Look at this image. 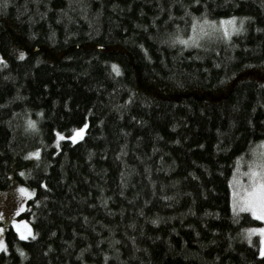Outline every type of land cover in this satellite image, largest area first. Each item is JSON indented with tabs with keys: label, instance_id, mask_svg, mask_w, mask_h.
<instances>
[{
	"label": "trees",
	"instance_id": "trees-1",
	"mask_svg": "<svg viewBox=\"0 0 264 264\" xmlns=\"http://www.w3.org/2000/svg\"><path fill=\"white\" fill-rule=\"evenodd\" d=\"M263 143L264 0H0V264H264Z\"/></svg>",
	"mask_w": 264,
	"mask_h": 264
},
{
	"label": "rangeland",
	"instance_id": "rangeland-1",
	"mask_svg": "<svg viewBox=\"0 0 264 264\" xmlns=\"http://www.w3.org/2000/svg\"><path fill=\"white\" fill-rule=\"evenodd\" d=\"M84 133L85 128L66 138L77 141ZM250 155L248 167L234 178L233 195L235 204L240 209L249 211L263 223L261 226L253 227L252 232L260 237V248L264 253V143L254 148ZM31 195V190L18 182L13 183L8 189L0 190V248L4 245L8 226L13 227L21 238L33 234L30 222L21 217Z\"/></svg>",
	"mask_w": 264,
	"mask_h": 264
}]
</instances>
